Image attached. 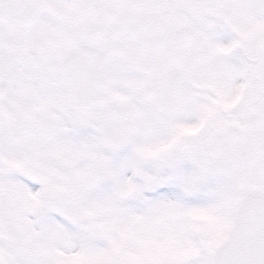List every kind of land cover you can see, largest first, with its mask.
<instances>
[{
    "label": "snow or ice",
    "instance_id": "6c2138e0",
    "mask_svg": "<svg viewBox=\"0 0 264 264\" xmlns=\"http://www.w3.org/2000/svg\"><path fill=\"white\" fill-rule=\"evenodd\" d=\"M0 264H264V0H0Z\"/></svg>",
    "mask_w": 264,
    "mask_h": 264
}]
</instances>
